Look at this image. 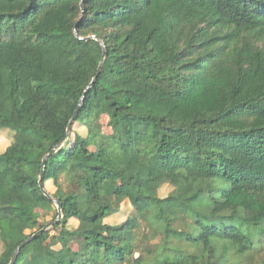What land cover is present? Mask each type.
Segmentation results:
<instances>
[{
	"label": "trees",
	"instance_id": "16d2710c",
	"mask_svg": "<svg viewBox=\"0 0 264 264\" xmlns=\"http://www.w3.org/2000/svg\"><path fill=\"white\" fill-rule=\"evenodd\" d=\"M97 72L14 264H264V0H0V264Z\"/></svg>",
	"mask_w": 264,
	"mask_h": 264
},
{
	"label": "water",
	"instance_id": "95a60500",
	"mask_svg": "<svg viewBox=\"0 0 264 264\" xmlns=\"http://www.w3.org/2000/svg\"><path fill=\"white\" fill-rule=\"evenodd\" d=\"M81 8H82V4H81ZM83 11V9H82ZM75 34L77 35V32L75 31ZM80 39H82L83 37H79ZM83 39H95L97 40L102 49H103V52H102V57H101V60L99 62V65H98V72L101 68V65H102V61L104 59V56H105V45L103 43V41L96 37L95 35H91V36H87V37H84ZM98 72L96 73V75L92 78V80L90 81V83L88 84V86L86 87V89L84 90V93L83 95L81 96V98L79 99V102L72 114V116L70 117L69 119V122L67 124V128H66V133L65 135L63 136V138L55 145L52 147V149L42 158L41 160V164H40V174H39V178H38V183H39V187L42 191V193L48 198L50 199L51 201H53L55 204H56V207H57V212H58V215L56 216L55 219L47 222L41 229L37 230L36 232H34L33 234H31L29 237H27L22 243H20L16 249L13 251L12 255H11V258H10V261L8 264H14L16 259H17V256L21 250V248L23 246L26 245V243H28L30 240L36 238L39 234L43 233L44 231L48 230L54 223H56L61 217H62V212H61V204L60 202L52 197L47 191L46 189L44 188V185L42 183V178H43V173H44V168H45V164H46V160L49 156H51L61 145L62 143L64 142V140L66 139L67 135L69 134V131L71 129V126L73 124V122L75 121L79 111H80V108H81V105L83 103V100H84V95L85 93L88 91V89L94 84L96 78H97V75H98Z\"/></svg>",
	"mask_w": 264,
	"mask_h": 264
},
{
	"label": "rangeland",
	"instance_id": "374dc122",
	"mask_svg": "<svg viewBox=\"0 0 264 264\" xmlns=\"http://www.w3.org/2000/svg\"><path fill=\"white\" fill-rule=\"evenodd\" d=\"M108 118L106 115H102L100 117V128L97 130V133H101V134H110L111 133V128L109 127L108 123ZM73 130L75 132H79V133H83L85 132L84 127L80 126L79 124L75 123L73 125ZM12 141V137L9 135L8 132L6 131H1L0 132V151H3L6 149V147L11 143ZM91 149H95V146L93 145L92 147H90ZM45 189L46 191L52 196V193L55 191V187L52 183L47 182L45 185ZM167 189L169 190V188H164L163 192H166ZM130 212V207L126 202H123L119 208V210L112 216H110L108 219H106V221L108 223H121L123 222L127 215ZM78 221L76 219H70L69 220V226L71 227H75L77 225Z\"/></svg>",
	"mask_w": 264,
	"mask_h": 264
}]
</instances>
